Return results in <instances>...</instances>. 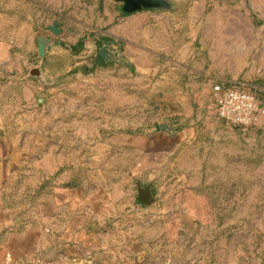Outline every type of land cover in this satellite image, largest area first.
<instances>
[{
  "label": "rangeland",
  "instance_id": "1",
  "mask_svg": "<svg viewBox=\"0 0 264 264\" xmlns=\"http://www.w3.org/2000/svg\"><path fill=\"white\" fill-rule=\"evenodd\" d=\"M115 1L0 0V184L6 188L0 210L8 209L13 220L1 238L35 225L43 199L74 181L86 189H119L118 202L151 205L142 218L155 222L143 226L141 237L154 259L264 264V115L247 131L217 115L202 120L198 141L183 153L179 148L175 160L138 171L141 150L119 140L147 131L140 123L152 115V79L138 77L129 64L111 63L110 49L93 70L73 67L81 47H60V32L52 31L56 25L87 35L86 27L108 21L104 9L118 10ZM159 1L177 24L192 28L190 41L207 29L219 82L243 86L264 103L259 55L232 47L236 15L241 25L248 27L251 18L261 28L264 0ZM216 29L225 32L223 48L209 50ZM48 34L57 39L51 54ZM43 42L44 54L29 61V48L39 53ZM139 216L130 215L135 222Z\"/></svg>",
  "mask_w": 264,
  "mask_h": 264
},
{
  "label": "crops",
  "instance_id": "2",
  "mask_svg": "<svg viewBox=\"0 0 264 264\" xmlns=\"http://www.w3.org/2000/svg\"><path fill=\"white\" fill-rule=\"evenodd\" d=\"M114 6L118 8L114 12L104 9L108 17L105 24L91 30L86 27L87 35L61 26L60 47L74 46L87 36L82 49L73 56V67L90 69L99 62L101 51L109 57L110 49L116 55L110 58L111 63L129 64L138 77L152 79V115L140 123L147 131L136 136L122 135L119 142L141 150L138 171H154L162 166L161 162L175 160L179 148L183 153L198 141L200 122L217 115L213 88L222 82L213 74L216 57L208 51L207 29L190 41L192 28L177 24L173 11L142 9L124 14L121 3L116 0ZM249 23L248 27L241 25L240 14L236 15L232 47L254 50V58L259 55L264 68V25L258 28L251 18ZM224 33L216 29L217 36L209 50L223 48L219 42ZM47 36L46 52L51 54L57 39ZM39 54L34 46L26 56L32 61ZM0 189H6L4 184ZM117 191L86 189L74 181L53 190L43 199L35 225L0 236V264H166V257L151 256L148 242L141 237L143 226L155 222L152 217L142 218L150 210L143 207L151 205L118 202L114 198ZM131 214L140 215L136 222ZM12 223L9 210L1 209L0 230Z\"/></svg>",
  "mask_w": 264,
  "mask_h": 264
},
{
  "label": "built area",
  "instance_id": "3",
  "mask_svg": "<svg viewBox=\"0 0 264 264\" xmlns=\"http://www.w3.org/2000/svg\"><path fill=\"white\" fill-rule=\"evenodd\" d=\"M215 111L229 126L249 130L264 115L258 96L240 85H214Z\"/></svg>",
  "mask_w": 264,
  "mask_h": 264
},
{
  "label": "water",
  "instance_id": "4",
  "mask_svg": "<svg viewBox=\"0 0 264 264\" xmlns=\"http://www.w3.org/2000/svg\"><path fill=\"white\" fill-rule=\"evenodd\" d=\"M117 1H122L123 6L122 9L125 13H132L135 11H139L142 9H150V8H164L168 7L166 4L159 0H117ZM52 31L55 33L60 32V29L54 25L52 27ZM44 45L45 43L43 42L40 47V54H44ZM101 55L104 56L103 51H101ZM149 194H146L145 197H141L144 201L147 200Z\"/></svg>",
  "mask_w": 264,
  "mask_h": 264
},
{
  "label": "trees",
  "instance_id": "5",
  "mask_svg": "<svg viewBox=\"0 0 264 264\" xmlns=\"http://www.w3.org/2000/svg\"><path fill=\"white\" fill-rule=\"evenodd\" d=\"M122 11H123V9H122ZM123 13L126 14L124 11H123ZM82 46H83L82 42L79 41V43H78L77 45H75L76 48L74 47V48H72V49H73V51L75 52V49H77V47H81L80 49H82ZM80 49H79V50H80ZM79 50H78V51H79ZM76 52H77V51H76ZM98 60H99V61L102 60V56H98ZM94 67H95V66H93L92 68H90V69H88V70H93Z\"/></svg>",
  "mask_w": 264,
  "mask_h": 264
}]
</instances>
